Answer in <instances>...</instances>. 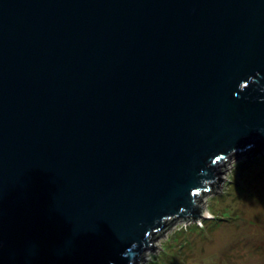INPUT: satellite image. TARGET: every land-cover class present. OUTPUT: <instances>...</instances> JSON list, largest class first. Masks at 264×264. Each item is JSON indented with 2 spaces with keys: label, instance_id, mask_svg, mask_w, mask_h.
<instances>
[{
  "label": "water",
  "instance_id": "1",
  "mask_svg": "<svg viewBox=\"0 0 264 264\" xmlns=\"http://www.w3.org/2000/svg\"><path fill=\"white\" fill-rule=\"evenodd\" d=\"M262 152L264 0H0V264H143Z\"/></svg>",
  "mask_w": 264,
  "mask_h": 264
},
{
  "label": "rangeland",
  "instance_id": "2",
  "mask_svg": "<svg viewBox=\"0 0 264 264\" xmlns=\"http://www.w3.org/2000/svg\"><path fill=\"white\" fill-rule=\"evenodd\" d=\"M262 154L240 160L207 197L208 217L175 229L143 264H264Z\"/></svg>",
  "mask_w": 264,
  "mask_h": 264
}]
</instances>
